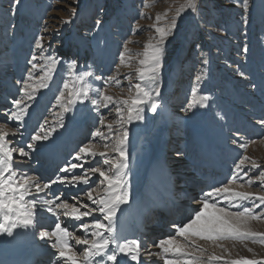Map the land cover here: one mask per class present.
Wrapping results in <instances>:
<instances>
[{
  "label": "rangeland",
  "instance_id": "374dc122",
  "mask_svg": "<svg viewBox=\"0 0 264 264\" xmlns=\"http://www.w3.org/2000/svg\"><path fill=\"white\" fill-rule=\"evenodd\" d=\"M241 2L242 0H195V11L191 8L185 9L176 18V27L165 38L157 79L151 84V87H158L160 90L159 106L157 111L151 112L147 110L150 105H142L141 107L145 109L142 113L144 118L133 119L130 123L123 124L129 132L126 153L133 147L130 151L132 154L138 142L137 147L147 154L148 145L145 136L149 135L152 142L157 139L172 144L170 148L167 146L170 153L167 152V159L168 155L173 159L172 157L175 156L173 152H178L179 159L183 160L181 163L186 166L190 164L189 169L196 167L203 169V166L208 164H203L204 160L211 158L208 154H203V147L192 129L201 107L195 105L188 110L191 89L195 85L198 96L210 97L206 106L208 128L214 143L222 149V160L225 162L222 164L224 167L226 165L224 172L227 173V175L222 174L220 184L227 185L233 178L234 164L241 156H249L261 165L260 169L246 165L241 175L243 171H248L249 176L255 179L260 171H264V127L257 123L260 119H264V0H249L250 11L247 13L240 7ZM182 3L184 0H150V6L145 7V0H20L19 5L13 7V0H0V67L6 73H11L7 76L0 72V109H2L0 124H6L8 127V122H21L8 120L7 116L10 112L4 111L5 107L12 111L11 101L22 95L18 90L11 94V89L7 87L11 85V81L17 80L16 73L19 74V81L22 82L31 68L28 61L35 57L33 62L38 66L32 70L31 75L34 81L38 82V78L44 74L42 66L47 63L46 57L54 56L58 59V63L51 73L52 78L45 81L48 87L37 91L35 99L29 102L30 107L23 119L29 120L31 115H35L37 124L32 126L31 136L51 132L47 140L36 141L34 145L39 148L46 141L54 142L61 138L65 133L68 116L71 115L70 117L78 118L80 121L86 118L87 122L83 128L84 134L79 138L80 140L75 141L78 144L72 146L73 154L89 143L98 153L111 152V146L115 143L113 137L120 128V125L114 123L118 119L115 104H109L105 108L102 105H93L90 99H77L68 105V90L63 88L64 83L67 81L72 84L74 77L86 68L92 73L88 82L93 89H99L118 99H129L134 96V85L140 83L135 71L139 66L138 60L143 58L145 43L150 39L154 42L158 35L152 25L167 27ZM157 14L161 15L159 21L156 19ZM243 18L248 20L247 24L243 23ZM97 21L100 23L97 24ZM37 38L41 39L42 48L36 47ZM245 46L248 48L247 52L244 51ZM121 52H125V63H121ZM73 60L76 61V67L69 69V62ZM15 65L19 66L18 71ZM240 71L245 73L246 78L238 74ZM198 75L201 76L199 82L196 81ZM96 76L102 79L97 81ZM109 77L114 79L105 83ZM253 84L256 85L255 88L252 87ZM17 85L21 87V84ZM61 91H64V99L58 103L56 97ZM7 95L8 99L5 97ZM90 95L92 99L97 98L96 95L91 93ZM61 103L69 107L67 112L63 111ZM101 117L106 123L113 124L111 133L101 125ZM14 128H19L20 133L23 132L20 130L24 127L18 125ZM97 129L109 138L104 140L101 137H94L92 133ZM19 136L20 134H17V137ZM234 139L237 140V144L232 143ZM239 143H247L248 147L241 149ZM104 144H108L109 147L105 149ZM21 147L25 148L23 144ZM162 150L158 149L159 155ZM14 153L15 163L18 164L17 170L26 174L30 171L29 176L38 177L43 174L47 183L56 180L59 173L54 175L45 173V165L37 175H34L42 155L28 153L30 155L20 156L18 152ZM33 155L36 157L31 158ZM83 156L82 154L75 160L76 163H80L77 165H82L78 167L80 171L85 170L87 165L92 163H94L92 168L108 167L103 165V157ZM174 161L176 160L168 161L169 165H173L171 163ZM59 165L61 171L71 164L67 166L65 162H60ZM145 165L135 168L133 166L132 172L136 176L133 178L137 180L136 189L139 188V181L144 174L138 169ZM33 167H35L34 172L33 169L31 170ZM211 168L212 166L205 168L208 170L206 175L209 176ZM174 170V181H180L177 175H185L188 169L184 167L182 170ZM183 171L184 174H180ZM246 179H237L230 187L237 191L264 193L259 183L249 186ZM220 184L216 187L221 186ZM57 185L60 189L63 186ZM204 188H208V184H202V188L196 190L194 195ZM90 189L94 191L93 186ZM93 195L95 197V191ZM35 197L37 195L33 196V199L37 200L38 198ZM197 197L194 198V202L200 201V196ZM215 199L219 202L218 206L228 207L230 211H242L239 205L249 208L253 206L252 201H234L233 206L230 207L222 197ZM37 202L40 204L43 201L37 200ZM199 209L200 206L198 211ZM257 211L264 213V207ZM59 216L65 217L62 214ZM44 219L47 220L46 217ZM76 228L80 226L76 225ZM246 228L251 232L264 233V219L250 220ZM197 243L206 249L201 264H205L209 255L222 257L213 264H224L225 261L238 260L241 257L264 260V244L259 241L225 239L197 240ZM83 250L84 248L80 249L78 253L82 254ZM152 257L154 259H150L155 260L158 256ZM158 258L159 264H163V259ZM168 258L175 259L170 254Z\"/></svg>",
  "mask_w": 264,
  "mask_h": 264
},
{
  "label": "snow or ice",
  "instance_id": "6c2138e0",
  "mask_svg": "<svg viewBox=\"0 0 264 264\" xmlns=\"http://www.w3.org/2000/svg\"><path fill=\"white\" fill-rule=\"evenodd\" d=\"M19 2L20 0H13L12 6L17 7ZM148 6H150V0H145V7ZM240 7L245 13L250 11L249 0H242ZM189 8L195 11V0H184V3L176 9L175 15L167 27H160L156 24L152 25L158 35L154 42L150 39L145 43L143 58L138 60L139 66L135 71L140 83L134 85V96L129 99H118L99 89H93L88 82V78L92 76L91 72H83L75 76L72 84L67 81L64 83L63 88L68 90V105H71L77 99H90L93 105H102L105 108L109 104H115V113L118 119L114 123L120 125V128L116 130L115 136L113 137L115 143L111 146V152L98 153L94 151L93 145L89 143L80 147L76 153L78 159L82 154L84 156L103 157V165L108 166L107 168L97 167L90 170L91 173H98L99 177H102L100 184L97 186L100 191L96 193L95 197L91 189L86 193L87 199L93 205H96V207L89 208V205L86 203H80V206L77 207L76 204L69 203L58 196L54 197V200H46L40 204H38L36 199L26 200L25 197L30 194L31 189L34 188L36 193H40L45 189H49L50 184L56 182L68 184L82 183L88 185L89 172L85 171L82 176L74 175L71 180L58 175L55 181L43 184L40 182V178L19 172L17 170L18 164L14 163L13 153L18 152L20 156H27L28 153L23 147H10V142L7 139L9 135H17L19 128L9 129L6 124H0V234L13 236L14 230L16 229L35 228L37 226V209L46 208L47 212L53 213L54 215L62 214L65 217L80 221V228L84 232L83 237H75V245L84 246L83 253L80 254L69 243L73 234L66 227H63L61 223H55V227L51 231L41 229L38 233L40 239L53 240L54 238L51 247L56 250L55 256L57 259H54L52 264H61V262L63 264H105V260L111 261L113 264H119V254L129 257L131 261H140V242L137 240L121 242V238L116 235V229L114 227L117 210L122 204L127 203L129 199L127 189V169L129 165L126 154L129 132L123 127V124L130 123L133 119L142 120L144 118L142 113L145 110L144 107H141L142 105H150L147 109L148 111H157L160 90L158 87H151V84L155 83L159 73L165 38L176 27V18L185 9ZM156 19L159 21L161 15L157 14ZM67 22L65 21V23ZM96 23L99 24L100 21ZM243 23L247 24L248 20L243 18ZM36 47H43L40 38L36 39ZM244 51H248L247 46H245ZM120 58L121 63H125V52H121ZM34 60L35 57L28 61L31 64V68L28 70V76L22 82L17 81V84H21L18 91L22 95L20 98L11 101L13 110L7 116L8 120L23 121L30 107L29 102L35 99L36 93L40 88L48 87L45 81L52 78L51 73L58 63L56 57H46L47 63L45 66H42L44 74L38 78L37 82L34 81L31 75L32 70L38 66L33 62ZM74 67H76V61H70L69 69ZM238 74L241 77H245V73L242 71ZM101 79L102 77L100 76L95 77L97 81ZM112 79L114 77H109L108 80H105V83H108ZM200 79L201 76L198 75L196 81L199 82ZM117 84H119V81H117ZM76 85L79 86L77 87ZM252 87L255 88L256 85L253 84ZM153 92H155V96H153ZM90 93L96 95L97 98L92 99ZM63 99L64 91H61L60 95L56 97V100L60 103ZM209 99L210 97L208 95L198 96L197 87L194 85L191 89L188 110H191L195 105L207 106ZM61 107L65 112L69 110V107L62 103ZM100 123L109 130V133L112 132V123H106L103 117H101ZM257 123L261 127H264V119H260ZM41 128H43V125ZM49 135H51V132L45 135L37 133L32 135L31 139L33 142L47 140ZM92 135L94 137H101L104 140L109 138L108 135L99 129L93 132ZM232 143L237 144V140L234 139ZM238 146L241 149H246L248 144L239 143ZM27 147L32 149L34 143H29ZM108 147V144H104L105 149ZM246 165H250L253 169L261 168V165L251 157L241 156L240 160L234 164L233 178L229 180L228 184H222L220 187H215L211 191L204 192L200 197L199 211H196L182 226L172 225L177 236L183 239L182 242H178L177 236H169L158 242L156 246L160 249V252L157 255L163 259L164 264H201L204 261L203 253L206 249L201 247L197 243V240L220 241L225 239H251L253 242L259 241L261 244H264V233L251 232L246 228L248 221L264 219V213L257 211L259 208L264 207V193L237 191L230 187L237 179L244 180L247 178L246 183L249 186L259 183L260 187L264 189V171H260L259 175L255 179H252L248 171H243L241 175V171ZM76 167H82V165L71 164L68 168L61 169V172L70 171ZM217 197H222L230 207L233 206L234 201H252L253 206L249 208L239 205L242 211H230L228 207L218 206L219 202L215 199ZM73 199L75 200L76 197H73ZM93 212H99L103 220L108 223L105 224L101 219L96 217H93L91 224L84 223L83 218L92 216ZM89 233L91 236L90 239ZM217 246L223 247V245ZM169 254L174 256L175 259H169ZM152 255L153 253L148 252L147 258H151ZM97 257L100 259L96 260L95 258ZM221 259L222 257L209 255L205 264H213V262L220 261ZM224 264H264V260L241 257L238 260L225 261Z\"/></svg>",
  "mask_w": 264,
  "mask_h": 264
},
{
  "label": "bare ground",
  "instance_id": "6f19581e",
  "mask_svg": "<svg viewBox=\"0 0 264 264\" xmlns=\"http://www.w3.org/2000/svg\"><path fill=\"white\" fill-rule=\"evenodd\" d=\"M15 61L18 62L16 59H15ZM14 67H16L17 71L19 70L18 65H15ZM84 69H85V71L82 70L83 72H89L86 68H84ZM0 72L2 75H7V76L11 75V73H6V71L2 70L1 67H0ZM16 74H17V80L11 81V85L7 86L8 88L11 89V94L13 93V91L18 90L20 88L17 85V81H19V74L18 73H16ZM14 78L15 77H13V79ZM8 79H10V78L8 77ZM5 97H7V99H8L9 96L7 95ZM200 107L201 108L199 109V114L197 116V120L195 121V123H193L192 129H193L194 135L196 136L197 140L200 142V144L203 147V154L204 155L208 154L209 157L211 158L210 160L208 158H206V160H204L203 164H206V163H208V164L204 165L202 170H200V168H197V167L194 169H191V168L189 169L190 164L189 165L187 164V166H186V164H182L181 163L183 161L182 159H177L176 161L171 163L173 165H169L170 163H168V159L166 158V156L162 158V156L158 154V149H160V150L163 149L160 152H164V151L168 152V149L166 150V144L163 142L164 140L158 141L156 139L155 141L152 142V138L149 135L145 136L147 138L146 142L148 145L147 146L148 151L146 152L147 154H144L142 152V150H140L137 147L138 142L135 144V149L133 150L132 154L130 153V151H132L133 147H131L130 151L126 153L127 158H128V165H129V167L127 169V189H128L129 199H128L127 203L122 204L120 206V208L117 210V216H116V219L114 222V227L116 229V235H118L121 238V242L135 240L132 238V235L130 232L131 229H129V231H128L127 226L130 224V220H132V218H131L132 212L137 208V206L141 207L142 210H144V206H147V207L149 206L148 210L150 212H153V218L155 220L156 219L159 220L161 218V216L162 217L164 216V214L160 212V207L162 208L164 206L165 210H169V209L172 210V207H171L170 203H168L169 201L166 199V196H165L166 192L169 193L168 191H170V189L168 188V186L165 185V183H167V184H171V182L174 183V179H173V178H175V175L173 173V171H175L174 169H176V171H177V169L182 170V168L187 167L188 170L185 172V175H184L185 177L181 175L182 177H184L183 180H185L184 185H183L184 188H186V186H185L186 182L189 183V180L191 179L192 176L195 177L194 178L195 180H199L202 183L204 182L203 180H207L206 182H204V184H208V188H206V189L204 188L201 195L205 191L206 192L210 191L212 188H214L220 184V179L223 177L222 174L226 173V172H224L226 165L224 164L225 165V167H224L222 164L225 162L221 159V156L223 154L222 149L217 144L214 143V140H213L214 138H212L211 131L208 128V118H207L206 106H200ZM1 110L2 109H0V111ZM9 110L10 109H8L7 107L4 108V111L7 113L11 112ZM70 116H68L69 119L66 121V124H65L66 129H65V133L63 134V136L54 142H48V141L44 142L43 144H41L39 146V148L37 147V145H34V147L32 149H29L27 147V145L29 143H34L31 139L32 133L30 130H31L32 126H35L37 124V122L35 121V115H31L29 120L25 119V120L21 121L20 123L19 122L18 123L8 122V128L9 129H14V127H17L18 125H22L24 128L22 130H20L23 132L18 133V134H20L19 137H17V135H15V136L9 135V137L7 139L10 142L9 143L10 147L20 148L21 145L23 144L25 147L24 149L27 153H32V154L37 153L36 155H39V154L42 155V157L40 158V161L37 164V166H39V167H36L38 169H36V171H35V167L31 168V170L33 169V172L35 171L34 175H37L40 172V170L45 166H46L45 167V169H46L45 173H50L51 171L54 172V173H52L53 175L59 173V174H62L64 177H66L68 180H71L72 176H74V175L75 176H82V175H84L85 171L89 172V184L88 185H85L82 183L68 184V183H60L59 182L61 184V186L63 185L61 189L58 187V185H55V183H54V184H50L49 189H46L45 191L40 192V193H36L35 189L33 188L30 190V194L25 197L26 200H31V199H33V196H36V195H37V197H35V198H38L37 199L38 201H46V200H50V199L54 200V197L58 196L61 199L68 201L69 203L76 204L77 207L80 206V203H86L89 205V208H94V207H96V205H93L92 202L89 201L87 199V196H86V193L88 192V190L92 186L94 188L95 193H98L100 191V189L97 186L100 184L102 177H99L98 173H91V171H90L91 168L94 167L93 166L94 163L90 164L89 166L87 165L85 170H83V168H82V170L84 172L80 171L79 170L80 168L76 167V168H72L74 170H70L67 173L63 174L61 171H59V165L52 162V160H54V158L58 156L57 160L59 162L65 160V162L68 163V165L79 163V162L78 163L75 162V160L78 159L76 157V154H73V151L71 152V148L74 147L73 145L78 144V142H75L73 137L77 133L80 134V132H81V136L84 134L83 128L87 122H86V118H84V121H82V120L80 121L78 118L70 117ZM32 124H34V125H32ZM165 137L166 136H164V138ZM173 153H175V156L172 158H176V156H180V154H178V152H173ZM16 154L18 155V153H16ZM66 154H68V155H66ZM14 155H15V153H13V156ZM28 155H30V154H28ZM32 157H36V156L33 155V156H31V158ZM13 159H14V157H13ZM31 161H33V159ZM14 163H15V159H14ZM143 164H146L145 167L139 168L138 170L144 174L142 176V180L139 181V188L136 189L135 185H136L137 180L133 178V177H136L134 175V173L132 172L133 166L135 168V167H138L139 165H143ZM206 166H208L209 168H210V166H212L211 169H214V171L217 174H215V173H214V175L209 174V176L207 177L205 174L206 171L204 170V168ZM18 171L21 173L23 172L20 170H18ZM180 174H184V171L182 173L180 172ZM27 175H30V171ZM226 175H227V173H226ZM210 177H212L211 180H209ZM38 178H40V182L42 184L47 183L45 176H43V174L38 176ZM191 181L192 180H190V182ZM201 184L196 182V181L191 183L189 186H187V187H189L188 191H194L196 189L194 187L200 186ZM94 191H93V193H94ZM73 197H76V199L74 200ZM184 200H186V198H184ZM78 201H79V203H78ZM152 201H154L153 207H151V204L153 203ZM189 201H190V199H189ZM184 202H186V201H184ZM191 204L194 205V208L188 212H184V208L180 207L181 211L183 213H185L184 217L181 219V221H182L181 226L183 225V223H186L188 221V219L191 218L195 214L196 211H198V208L200 206L199 201L191 202ZM37 210L39 212L37 211L36 221H38L39 223L37 224L35 229L34 228L16 229V230H14L13 236H8L7 234H0V251L7 252V251H10L11 249H15V248H23V249L29 248L33 245L32 243H35V241H34L35 238L38 240V242H36L37 245L41 246L42 243H44V242H41V244H40L39 235H38L39 231L41 229H45V230L50 229V228L52 229L55 227V223H57V222L61 223V225L63 227H66L73 234V237H72V239H70L69 243L74 246V248L77 252L80 249L84 248L83 245H79V246L75 245L76 235H78V237L84 236L83 230L80 228H76V225L80 226V221L77 222L76 220H74L70 217L69 218H67V217L63 218L62 216L54 215L53 213L47 212L46 208H44V209L38 208ZM40 210H42L43 212ZM81 210H84V209H81ZM98 214H100V213L99 212H93L92 216L83 218V222L90 224V223H92L93 217H96V218L102 219V222L107 224L108 222L103 220L102 215L101 214L98 215ZM44 217H46L47 220H45ZM185 218H187V219L185 220ZM146 222L147 221H145V223ZM178 223L179 222H177V223L173 222L171 225H173V224L177 225ZM155 224L157 225V221ZM74 230L76 232H72ZM132 230L134 231V228H132ZM31 231L33 234H31ZM169 231H173V233L172 232L163 233L162 230H160V232H162V234L158 238L159 241L162 239H165L169 236H177L176 231L172 226L169 228ZM140 232L144 233L143 234L144 236L142 239H144L145 237L149 238V244H153V245H151L149 249L148 248L145 249L144 246H142L143 244L140 243V261L139 262L131 261V259L129 257H125V256H123V254H119L118 255L119 264H159L160 263V259L158 258L159 256L157 255L160 252V249L156 245H154V243H151V240H152L154 235L149 234L148 231L146 230V228H141ZM80 233H81V236H79ZM138 233H139V231H138ZM105 235H107V233H105ZM182 239H183L182 237L177 236L178 242L182 241ZM53 240H54V238H53ZM53 240H43V241L46 242L45 245L49 246L48 247L49 250L56 251L55 249H53L51 247ZM148 252L153 253L152 256H158V257L155 260L147 258ZM52 258H54V255L52 256ZM151 258H153V257H151ZM56 259H57V257H56ZM95 259L99 260L100 258L97 257ZM61 264H63V262H61ZM105 264H113V262L105 260ZM163 264H164V262H163Z\"/></svg>",
  "mask_w": 264,
  "mask_h": 264
}]
</instances>
